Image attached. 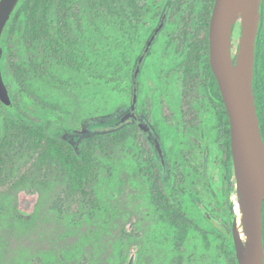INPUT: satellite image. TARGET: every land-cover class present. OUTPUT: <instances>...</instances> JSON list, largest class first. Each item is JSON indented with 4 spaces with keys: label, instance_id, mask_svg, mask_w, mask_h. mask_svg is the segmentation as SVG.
I'll return each instance as SVG.
<instances>
[{
    "label": "trees",
    "instance_id": "16d2710c",
    "mask_svg": "<svg viewBox=\"0 0 264 264\" xmlns=\"http://www.w3.org/2000/svg\"><path fill=\"white\" fill-rule=\"evenodd\" d=\"M214 4L215 0H21L1 39L5 48L3 75L13 104L9 106L0 100V174L6 171L4 179L0 177V197L5 195L1 188L3 182L16 169L15 164L23 155L28 154V160L35 164L37 154L39 161L47 162L56 150L57 158H66L82 180L95 163L98 150L106 157L112 156L111 138L128 136L129 121L119 125L117 122L132 107L139 59L163 15L167 14V18L171 15V23L166 18L164 28L146 55L140 78L149 71L157 81V76L164 71L163 65L179 62L171 60L174 55L170 52L159 57L163 60L161 66L150 64V58L156 55L155 43L161 37L162 47L166 50L183 49L179 58L192 60L193 54L199 62L206 57L204 63L210 67V22ZM262 12L264 17V0ZM259 55L260 35L255 92L264 134ZM210 73L214 80L212 96L223 100L211 68ZM122 112L114 130L83 134L79 144H73L69 139L76 135L75 128L88 123L91 118L106 120ZM227 119L223 107L221 161L223 179L230 187L234 169ZM130 132L135 136L137 128L134 126ZM158 167L159 171L155 173L152 166L138 165L150 181V173H155L152 199L162 210L161 223L169 228L172 242L179 248L197 227L188 213L190 208L199 209L206 221L213 220L201 208L195 195L186 193L187 198L181 204L172 203L167 196L173 190L174 169L161 162ZM107 168L110 170V165ZM157 178L165 191H161ZM23 179L9 184V190L18 187ZM99 206L100 201L95 207ZM33 218L20 216V221L30 225ZM203 236L207 239L205 233ZM224 249L231 256L230 264H239L235 246Z\"/></svg>",
    "mask_w": 264,
    "mask_h": 264
},
{
    "label": "rangeland",
    "instance_id": "374dc122",
    "mask_svg": "<svg viewBox=\"0 0 264 264\" xmlns=\"http://www.w3.org/2000/svg\"><path fill=\"white\" fill-rule=\"evenodd\" d=\"M240 7L246 10L247 0H241L237 10ZM237 10L234 57L246 15ZM170 20L171 15L167 18ZM162 45L161 37L155 43L156 55L150 58L151 65H162L160 58L166 50ZM163 85L164 79L159 87ZM162 90L167 91V86ZM259 90L264 110V17L260 31ZM197 95L196 88L186 95L184 121L176 123L167 107L163 111L167 122L174 126L165 130L162 137L174 169L173 190L167 198L181 204L186 193L197 196L213 222L206 221L199 209L190 208L188 213L197 226L195 233L179 248L175 246L169 228L161 223L162 210L152 199L156 185L153 174L159 171L158 155L139 128L132 135L134 126L129 121L128 136L111 138L110 157L98 150L84 180L66 158H57L56 150L47 162L39 161V154L35 164L28 160V154L22 156L1 187L5 195L0 197V264H230L231 256L224 248L234 249L232 222L239 209L243 210L242 198L235 178L230 187L223 179L222 139L215 119L207 118L201 129L192 127L197 121L191 118L201 113L192 107ZM150 110L154 115L159 111L155 107ZM204 112L211 115L209 109ZM123 113L106 120L91 118L75 128L76 135L69 139L79 144L83 134L114 130ZM139 163L152 166L155 173H150L151 181L140 172ZM5 172L0 174L3 179ZM20 179L23 181L19 186L9 190V184ZM157 184L165 191L158 178ZM99 201L100 206L95 207ZM20 216H34V222L26 225Z\"/></svg>",
    "mask_w": 264,
    "mask_h": 264
},
{
    "label": "water",
    "instance_id": "95a60500",
    "mask_svg": "<svg viewBox=\"0 0 264 264\" xmlns=\"http://www.w3.org/2000/svg\"><path fill=\"white\" fill-rule=\"evenodd\" d=\"M21 0H0V100L12 105L9 86L3 75L5 48L1 39ZM241 0H215L210 22V62L218 81L230 120L231 150L236 186L241 194L243 212L249 228L248 245L238 227V217L232 222V236L239 264H264V134L255 92L258 40L262 25L263 0H247L239 48L233 56V34L236 10ZM166 15L148 42L135 73L134 100L131 110L123 114L117 125L136 115L138 76L146 54L164 28ZM145 129L144 124H141ZM156 148L165 165L161 143Z\"/></svg>",
    "mask_w": 264,
    "mask_h": 264
},
{
    "label": "flooded vegetation",
    "instance_id": "af4514ba",
    "mask_svg": "<svg viewBox=\"0 0 264 264\" xmlns=\"http://www.w3.org/2000/svg\"><path fill=\"white\" fill-rule=\"evenodd\" d=\"M165 15L167 18V14H164L163 17ZM169 52L176 54L175 55L176 58L171 59V60L179 61V62L174 65H167V64L163 65L162 68H164V71L162 72L160 76H157V81H154L153 76L149 71L148 73L145 72L146 74L142 73L143 75H141V78H140V74L142 71V67H141V71L138 76V84H137L138 101L136 104V111H135L136 116L132 117L129 120L133 124V126L141 130V133L146 139V142L152 147L154 152L158 155L159 159L156 162L157 167H158L159 162L162 163V161H161V158L156 148V139H158L159 142L161 143V146L165 154L166 163L165 165L163 163L162 164L165 167L169 165L173 167V163L168 161V154L166 153V149L164 147L162 137L164 136L163 133L166 132L165 130H167L169 127H171L170 129L172 130L174 126L172 122L171 123L167 122L166 120L167 114H165V112L163 111L167 107L169 109L170 117H173V119L175 118V120L177 121V122L176 121L174 122L179 123L180 121H184L183 120V114H185L184 100L185 98H187L186 95H189L190 92L194 88L198 90V95L196 97L197 100L194 106L192 107L194 110H200L201 113L198 115L197 118H191V119H194V121H197V125H198V126L197 125L195 126V124L193 123L192 125L193 129L195 128L201 129L203 124L207 122V118H214L215 123L218 127V130L220 132L221 139H222L221 119H222V114H223V107H225V104H224V100H220L218 98L215 99L212 96L211 87L214 86V80L210 73V68L212 70L211 62H210V67L208 66V64L204 63L207 61L206 57H204V59H199V62H197V60L194 59L193 54H192L193 61L191 60V58H188V57H185L184 59L181 56L179 58L178 54H182L183 49L182 50H164L162 53L164 54V53H169ZM193 53L195 54L196 50L193 51ZM164 60H167V59H164ZM209 61H210V50H209ZM143 63H142V66H143ZM177 68H179L180 72L177 71L178 70ZM162 79L165 80V85L167 86V91L165 90V92L162 90L163 88H165V85H163L162 88L159 87V83H161ZM169 85H171L172 87H170ZM134 90H135V78H134V85H133V94H134ZM142 93H144V95ZM162 93L164 94L163 96H162ZM133 100H134V95L132 99V105H133ZM165 104L166 106L164 107ZM151 107H155L159 111H157L154 115L150 110ZM208 109L210 110L211 115H208V113L204 112ZM186 111L187 113H190L188 109H186ZM226 112H227V109H226ZM202 113L204 116H202ZM227 118H228L227 120L229 122V129H230V120H229L228 113H227ZM142 123L144 124L145 129L142 128L141 126ZM177 129H179V125H176V131ZM230 141H231V131H230ZM222 142H221V145L223 144ZM205 211L208 212L207 210Z\"/></svg>",
    "mask_w": 264,
    "mask_h": 264
},
{
    "label": "bare ground",
    "instance_id": "6f19581e",
    "mask_svg": "<svg viewBox=\"0 0 264 264\" xmlns=\"http://www.w3.org/2000/svg\"><path fill=\"white\" fill-rule=\"evenodd\" d=\"M241 6V5H240ZM237 12L239 13H243L245 12V9L243 7H240ZM235 31V30H234ZM234 35V34H233ZM238 203V202H237ZM242 208V207H241ZM238 227H239V230L241 232V236L243 238V241L244 243L246 244V246L248 245L249 243V240H250V236H249V228H248V225H247V221H246V218H245V215H244V212L242 209H239L238 211Z\"/></svg>",
    "mask_w": 264,
    "mask_h": 264
}]
</instances>
